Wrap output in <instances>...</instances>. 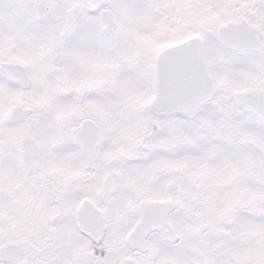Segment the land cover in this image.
<instances>
[{
    "label": "snow or ice",
    "instance_id": "6c2138e0",
    "mask_svg": "<svg viewBox=\"0 0 264 264\" xmlns=\"http://www.w3.org/2000/svg\"><path fill=\"white\" fill-rule=\"evenodd\" d=\"M0 264H264V0H0Z\"/></svg>",
    "mask_w": 264,
    "mask_h": 264
}]
</instances>
